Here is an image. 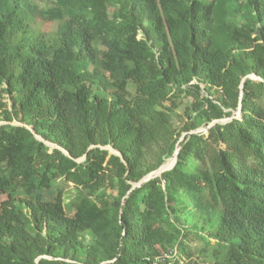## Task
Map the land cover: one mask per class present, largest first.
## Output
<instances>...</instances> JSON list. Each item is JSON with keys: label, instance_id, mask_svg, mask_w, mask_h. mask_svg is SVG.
Returning <instances> with one entry per match:
<instances>
[{"label": "trees", "instance_id": "1", "mask_svg": "<svg viewBox=\"0 0 264 264\" xmlns=\"http://www.w3.org/2000/svg\"><path fill=\"white\" fill-rule=\"evenodd\" d=\"M0 123V264H264V0H0Z\"/></svg>", "mask_w": 264, "mask_h": 264}, {"label": "rangeland", "instance_id": "2", "mask_svg": "<svg viewBox=\"0 0 264 264\" xmlns=\"http://www.w3.org/2000/svg\"><path fill=\"white\" fill-rule=\"evenodd\" d=\"M43 29L44 30H51L52 29V25L50 24H45L43 26ZM202 88L204 89V86H202ZM130 92L132 93V95L134 94V89L133 88H130ZM190 101V100H189ZM4 102L7 104L8 108L9 109H12V102L10 100L9 97H4ZM186 109H187V104L181 106L180 108H178L175 113H174V121H173V126L176 130H179L181 128V125L186 121ZM237 116L239 117V114H237ZM3 124V123H0V125ZM16 125V123H14ZM201 129H205V128H201ZM183 136H185V134H183ZM181 141V140H180ZM53 149V148H51ZM174 157L172 158H168L166 160L165 163H169L171 160H173ZM43 197L46 199V200H50L54 194L53 191H43L41 192ZM75 195L74 193V190L73 188H66L65 190V198H66V202H70L73 198V196ZM15 196L18 198V199H24L25 198V194L23 192H19L18 194H15ZM7 199V196L6 195H2L0 196V203ZM191 247L193 248L194 252L196 253V255L199 253H205L207 251V247H205V244L202 243V242H199V241H194L191 243ZM197 257V256H195ZM198 259V258H197ZM200 260V259H198ZM200 264H207L203 261H199Z\"/></svg>", "mask_w": 264, "mask_h": 264}, {"label": "water", "instance_id": "3", "mask_svg": "<svg viewBox=\"0 0 264 264\" xmlns=\"http://www.w3.org/2000/svg\"><path fill=\"white\" fill-rule=\"evenodd\" d=\"M247 78H249V79H253V80L263 81L261 78L257 77L256 75H250V76L247 77ZM244 81H245V80H244ZM242 91L244 92V88H243V87H242ZM238 114H239V117L242 115V106H241V108H240V112H239ZM230 120H231V119H224V120H221L220 122H221V123H227V122H229ZM218 122H219V121H216V122L210 124V125L208 126V128H205V129H199V130H197V131H195V132H192L191 134L206 133V132L208 131L209 128H211L212 126H214V125H215L216 123H218ZM14 125H15V124H14ZM16 125H19V124H16ZM30 130H31L32 132H34V130H33L32 128H30ZM34 133H35V132H34ZM36 138H37L39 141L44 142L43 139H42L41 137L36 136ZM185 138H186V134H185V136H182L180 143L183 142V141L185 140ZM45 144H46L48 147L53 148V149H54V148H58V147H56L55 145H53V144H51V143H49V142H45ZM179 145H180V144H179ZM59 149H60V148H59ZM103 149L109 150L111 154L117 155V156H119V157L122 158L121 154L118 153L116 150H114L112 147H105V148H103ZM60 150H62L64 154L69 155V153L66 152L65 150H63V149H60ZM179 152H180V147L177 148V150H176V152H175V154H174V161H175V162H174V164H173L171 167H168V163L163 164L158 170H156V171L150 173V174H149L148 176H146L141 182H139L138 184H133V185H132V190H134V189H136V188H140V187H142L143 184L149 182V181L152 180V179L158 178V177H160L164 172L173 169L174 166L177 164L178 156H179Z\"/></svg>", "mask_w": 264, "mask_h": 264}]
</instances>
